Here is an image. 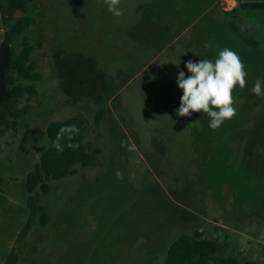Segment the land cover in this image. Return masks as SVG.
<instances>
[{"label": "rangeland", "instance_id": "rangeland-1", "mask_svg": "<svg viewBox=\"0 0 264 264\" xmlns=\"http://www.w3.org/2000/svg\"><path fill=\"white\" fill-rule=\"evenodd\" d=\"M31 1L43 80L19 105L21 127L1 141L0 188L26 199L52 121L83 118L97 163L40 195L49 224L35 220L18 264H164L171 244L196 231L227 257L264 263V97L251 92L264 77V32L224 15L218 0H121L120 17L104 0ZM244 17L264 26L263 10ZM224 47L242 58L247 85L234 89L235 118L213 131L202 113L177 115L176 78L188 75L186 61H214ZM104 90L111 98L97 126Z\"/></svg>", "mask_w": 264, "mask_h": 264}, {"label": "trees", "instance_id": "trees-1", "mask_svg": "<svg viewBox=\"0 0 264 264\" xmlns=\"http://www.w3.org/2000/svg\"><path fill=\"white\" fill-rule=\"evenodd\" d=\"M240 7L232 13L246 9L264 10V3H242L235 0ZM232 14V15H233ZM0 15L5 28L4 40L0 46V142L9 131L16 132L25 121L23 116L27 107L20 108L24 96L34 95L36 86L43 80V76L36 72V64L32 60L34 46L28 35L35 24L34 10L31 0H0ZM236 18V17H233ZM236 31V27L231 24ZM245 42H250L244 38ZM262 53L264 51L262 50ZM93 90V88H90ZM93 93V91H91ZM111 96L104 93L98 97L102 107L97 111L95 124L99 126L104 118V106L110 101ZM76 125L79 133L72 141L66 138L60 141L79 144V148L65 147L63 152H58L52 147L61 127ZM88 134L87 123L81 117H70L61 121H52L46 126V136L49 146L39 150L40 159L34 169L27 175L24 186L26 199L22 202L29 210L26 226L20 232L16 248L12 250L6 264H18V245L25 241L32 231L33 223L39 218L40 227L46 228L49 224L48 209L39 204L40 195H49L52 192L51 182L60 181L78 174V166L87 168L94 166L97 159L91 155L85 145ZM191 146V145H190ZM1 149V147H0ZM5 184V179L0 173V185ZM225 246L219 240L209 239L203 232L183 234L169 247L164 264H264L254 260L244 259L241 262L236 257L224 255Z\"/></svg>", "mask_w": 264, "mask_h": 264}, {"label": "clouds", "instance_id": "clouds-1", "mask_svg": "<svg viewBox=\"0 0 264 264\" xmlns=\"http://www.w3.org/2000/svg\"><path fill=\"white\" fill-rule=\"evenodd\" d=\"M107 10L116 17L123 15L119 7L121 0H104ZM209 45L205 43L204 47ZM180 64V63H179ZM179 64H176L179 67ZM185 71L179 70L176 78L177 87L182 91L179 99V107L176 110L180 117H190L194 112L202 113L209 118V128L213 131L219 129L227 120H232L237 115L235 107L234 89L238 86L243 89L247 85L248 72L239 54L228 47L218 52L213 61L202 58L199 61L188 60L185 62ZM251 92L257 97H264V77H257ZM79 133L76 125L61 127L52 147L58 152L64 148L77 149L79 144L60 141L65 139L72 141ZM121 146L129 151H135V145H128L121 141ZM116 179L122 180L123 173L119 170L115 173Z\"/></svg>", "mask_w": 264, "mask_h": 264}, {"label": "crops", "instance_id": "crops-1", "mask_svg": "<svg viewBox=\"0 0 264 264\" xmlns=\"http://www.w3.org/2000/svg\"><path fill=\"white\" fill-rule=\"evenodd\" d=\"M218 3L222 7L224 15L236 18L238 17L239 20L244 19L245 24H248L252 31H255L256 33L264 32V26H261L254 20H249L244 17L245 12L258 9L246 8L238 11L237 15H234L232 11L240 7V4H238L237 1L218 0ZM242 3H264V0H242ZM224 5L226 7H224ZM4 35L5 28L0 15V46L4 40ZM4 139L5 137L2 140ZM0 147L1 152L3 147L1 146V142ZM29 214V210L26 206H24L23 202H20L18 198L10 195L4 189L0 188V264H6L12 250L16 248L17 239L20 232L27 224Z\"/></svg>", "mask_w": 264, "mask_h": 264}]
</instances>
